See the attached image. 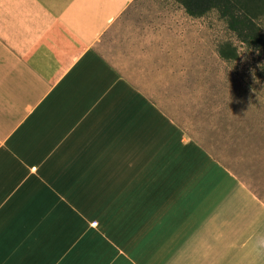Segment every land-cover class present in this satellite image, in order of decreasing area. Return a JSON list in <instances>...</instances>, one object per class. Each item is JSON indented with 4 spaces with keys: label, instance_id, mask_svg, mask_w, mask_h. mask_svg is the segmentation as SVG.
I'll return each instance as SVG.
<instances>
[{
    "label": "crops",
    "instance_id": "crops-1",
    "mask_svg": "<svg viewBox=\"0 0 264 264\" xmlns=\"http://www.w3.org/2000/svg\"><path fill=\"white\" fill-rule=\"evenodd\" d=\"M159 1L0 0V264H264V202L141 86Z\"/></svg>",
    "mask_w": 264,
    "mask_h": 264
},
{
    "label": "rangeland",
    "instance_id": "rangeland-1",
    "mask_svg": "<svg viewBox=\"0 0 264 264\" xmlns=\"http://www.w3.org/2000/svg\"><path fill=\"white\" fill-rule=\"evenodd\" d=\"M173 4V63H146L152 80L141 86L157 92L186 133L264 202V42H242L216 9L194 16ZM260 24L264 36V16ZM226 41L237 58L221 56ZM125 64L141 77L139 63Z\"/></svg>",
    "mask_w": 264,
    "mask_h": 264
},
{
    "label": "trees",
    "instance_id": "trees-1",
    "mask_svg": "<svg viewBox=\"0 0 264 264\" xmlns=\"http://www.w3.org/2000/svg\"><path fill=\"white\" fill-rule=\"evenodd\" d=\"M194 16L216 9L229 29L250 47L260 48L264 42L260 19L264 16V0H178ZM221 56L237 58L238 48L230 41L220 45Z\"/></svg>",
    "mask_w": 264,
    "mask_h": 264
},
{
    "label": "water",
    "instance_id": "water-1",
    "mask_svg": "<svg viewBox=\"0 0 264 264\" xmlns=\"http://www.w3.org/2000/svg\"><path fill=\"white\" fill-rule=\"evenodd\" d=\"M110 258V264H140L138 250L128 243L114 247Z\"/></svg>",
    "mask_w": 264,
    "mask_h": 264
}]
</instances>
